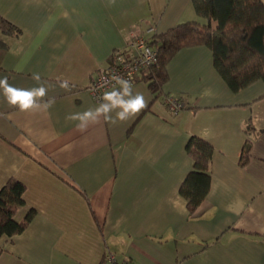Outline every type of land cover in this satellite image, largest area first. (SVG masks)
<instances>
[{"label":"crops","instance_id":"0c3cea01","mask_svg":"<svg viewBox=\"0 0 264 264\" xmlns=\"http://www.w3.org/2000/svg\"><path fill=\"white\" fill-rule=\"evenodd\" d=\"M0 16L16 27L0 29V77L27 88L38 73L54 100L21 113L0 95V187L24 184L16 219L34 210L20 233L0 237V264H104L109 253L125 264H264V81L232 91L206 46L184 47L160 94L133 83L148 100L134 119L101 118L83 133L66 120L101 102L91 80L134 34L196 19L191 0H0ZM170 95L184 103L177 112ZM191 135L213 152L209 190L189 213L179 187Z\"/></svg>","mask_w":264,"mask_h":264},{"label":"trees","instance_id":"16d2710c","mask_svg":"<svg viewBox=\"0 0 264 264\" xmlns=\"http://www.w3.org/2000/svg\"><path fill=\"white\" fill-rule=\"evenodd\" d=\"M191 4L196 19L178 22L167 31L146 38L156 51V61L135 81L143 80L152 92L160 94L162 84L168 79L167 63L181 48L196 45H204L211 51L215 70L232 91L258 79L264 81V0H191ZM0 29L12 32L16 27L0 16ZM114 61L111 54L108 68ZM245 130L255 128L249 123ZM185 150L193 162L179 192L192 213L209 190L213 147L207 140L191 135ZM250 150L247 139L240 165L246 164ZM24 189V184L14 178L0 187V237L20 233L31 220L32 208L21 219L15 218L18 208L25 205Z\"/></svg>","mask_w":264,"mask_h":264},{"label":"clouds","instance_id":"9594fccd","mask_svg":"<svg viewBox=\"0 0 264 264\" xmlns=\"http://www.w3.org/2000/svg\"><path fill=\"white\" fill-rule=\"evenodd\" d=\"M111 4L115 0H109ZM17 70H20L19 68ZM32 79L38 86L17 87L9 83L7 76L0 77V95L4 97L10 108H15L21 113H37L47 111L54 104L53 99L45 100L48 87L41 83L40 75L33 74ZM113 79L118 87L103 92L101 102L84 111L70 114L66 120L75 122V129L81 133L86 132L90 125L103 121L110 124L125 122L137 117L148 106V100L144 94L134 91L130 80L115 76ZM59 87L69 90L70 84L67 79L59 81ZM5 118L11 119V114H4Z\"/></svg>","mask_w":264,"mask_h":264},{"label":"built area","instance_id":"2783aa9c","mask_svg":"<svg viewBox=\"0 0 264 264\" xmlns=\"http://www.w3.org/2000/svg\"><path fill=\"white\" fill-rule=\"evenodd\" d=\"M112 57L114 64L106 69L99 68L90 83V91L96 101H100L104 91L116 85L113 77L119 76L130 80L133 84L138 76L147 71L149 66L156 61L155 49L147 43L146 37L134 34L125 50L114 51ZM172 112L180 110L184 103L177 96H167L165 99ZM104 264H125L116 260L113 254L105 257Z\"/></svg>","mask_w":264,"mask_h":264}]
</instances>
